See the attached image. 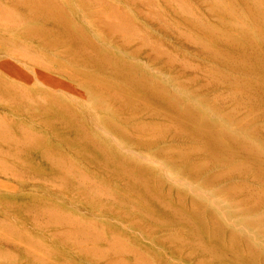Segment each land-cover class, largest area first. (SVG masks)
Returning <instances> with one entry per match:
<instances>
[{"label":"rangeland","instance_id":"rangeland-1","mask_svg":"<svg viewBox=\"0 0 264 264\" xmlns=\"http://www.w3.org/2000/svg\"><path fill=\"white\" fill-rule=\"evenodd\" d=\"M53 1L61 3L67 14L105 51L115 55L114 58L134 64L157 80L166 98L179 106L197 108L212 123L231 128L230 131L239 137L248 130L264 155V133L255 130L259 125L253 120L259 119L254 107L225 83L241 72L231 69L230 62L223 58L224 65L214 68L220 80L207 74L205 70L211 66L208 56L185 38L192 30L187 25L191 16L184 12L216 22L206 0H181L185 6H182L183 12L174 0H166L167 7L164 0H152V4L147 0ZM228 1L241 11L244 9L240 0ZM107 3L123 12L128 27L137 34L135 37L109 35L97 25L96 11L100 10L104 16L111 12ZM0 8L11 14L27 15L36 7L34 0H0ZM176 12L181 13L180 17ZM148 13L151 16H147ZM243 18L255 31L254 36H258L257 28L248 18ZM2 20L0 60H14L5 48L6 39H13L67 63L36 40L23 36L20 28L3 26ZM158 52L157 60L153 57ZM233 52L237 53L236 50ZM169 60L173 72L169 70ZM74 67L116 83L110 74L91 67ZM0 76L26 87L21 80L1 69ZM80 92V95L60 92L59 100L71 106L77 116L75 123L82 125L85 139H93L104 147L111 159L118 160L117 165L101 167L93 163L91 155L97 163L101 156L93 154L99 151L92 143L87 141L81 146L76 141L74 144L66 142L64 131L55 134L37 119L40 116H33L37 108L19 98L6 97L0 88V174L3 169L21 173L24 164L38 166L42 163L56 181L49 188L32 191L15 179L12 189L0 186V264H23L21 262L25 261L32 264H50L52 261L57 264H102L99 254L86 257L78 252L81 245L88 249L106 248L99 245V241H80V245L75 238L53 237L51 230L34 229L24 222L23 218L29 217L21 213L20 200L30 198V195L39 196L43 200L41 203L50 209L49 221L55 233L64 229L59 227L53 211L87 223L95 234L117 240L127 246V250H137L152 264H264L263 257L257 253L264 249L260 246L264 244L261 164L250 162L245 153L226 148L217 150V157L212 156L203 142L194 139L196 136L173 124V115L169 118L164 111V115H153L155 106L135 108L137 118L128 122L124 117L132 110L112 91L100 92L84 86ZM170 113L173 114V110ZM233 116L254 118L251 126H244ZM152 120L156 122L151 123ZM137 124L144 125L143 130L136 129ZM150 125L153 128H149ZM261 126H264V120ZM30 133L35 139L27 136ZM218 133L219 130V136ZM72 136H75L74 132ZM244 136L238 137L237 143H244ZM4 137L13 140L5 141ZM41 151H46L50 159L41 160ZM145 182L157 192L156 198L148 195ZM159 199L178 208L187 222L161 209ZM192 205L201 209L204 230L195 225L198 223L196 214L187 211ZM130 257L133 256L125 255L131 262Z\"/></svg>","mask_w":264,"mask_h":264},{"label":"bare ground","instance_id":"bare-ground-1","mask_svg":"<svg viewBox=\"0 0 264 264\" xmlns=\"http://www.w3.org/2000/svg\"><path fill=\"white\" fill-rule=\"evenodd\" d=\"M174 1L177 2L182 11L183 2L181 0ZM206 1L209 9L214 12L216 22L205 21L201 17H195L189 12H184L185 15L191 16L187 25L192 30L191 33L185 34V38L208 56L211 66L205 70L207 74L220 80L219 73L214 68L223 66L224 60L230 62L231 69L241 72L233 78L225 80V83L228 84L227 87L240 93L243 99L254 107L259 120L252 116L238 118L233 116V118L244 126H251V120L254 118L253 122L259 125V128H255V130L262 134L264 133V126H261L262 120H264V0H240L244 8L242 11L232 6L228 0ZM34 2L35 7L39 10L35 8L31 14L26 15L24 13L25 16L23 14H11L0 8V19L3 18L2 25L6 27L13 25L20 28L19 31L23 36L36 40L40 46L55 52L67 63L62 62L55 55L46 54L40 50H32L28 45L20 44L13 39H6L5 48L12 54L14 60H0V69L26 84V87L19 86L0 76V84H3V87L0 85V88H3V92L7 94H4L6 97L19 98L30 107L37 108L33 116H40L41 118L37 117V119L49 126L55 134H62L64 131L66 142L74 144L76 141L81 146L87 141L92 143L99 151L93 154L101 156V161L97 163L92 155L90 156L93 158L91 161L101 167H107L111 164L117 165L118 160L111 159L104 147L94 142L93 139H85L82 125L75 123L77 116L72 112L71 106H68L64 100H59L61 93L80 95L81 88L84 86L91 90L98 89L100 92L112 91L117 99L126 102L128 108L132 110L129 116L124 117L128 122L137 118L135 108L155 106L153 115H164L163 111L169 118L173 115V124L196 136L194 139L203 142L212 156L217 157L215 153L222 148L245 153L250 162L261 164L260 173L264 177V155L256 145L257 140L253 139L251 132L247 130L246 134L242 133L239 137L238 134L230 131L231 128L219 127L212 123L207 115L198 111L197 108L189 109L187 105L179 106L166 98L159 88L157 80L151 79L143 69L138 70L134 64L116 59L111 52L105 51L101 44L95 42L88 32L86 33L67 14L61 3L53 0H34ZM147 2L153 3L152 0H147ZM163 4L167 7L168 3L164 0ZM107 6L111 11L107 16H104L100 10L95 12L97 25L109 35L120 34L124 37H135L137 34L128 27L123 12L118 11L111 4L107 3ZM176 13L180 17L181 13ZM242 15L257 28L258 36H254L255 31L251 30L250 24L245 21ZM147 16H151V14L148 13ZM183 21L186 23V20ZM122 44L127 45L126 42ZM136 50L139 52L138 49ZM233 50H236L237 53H234ZM149 57L151 58V56ZM159 57L158 52L153 58L158 60ZM223 58L224 60H222ZM170 62L172 61H168L169 70L173 72L170 69L172 66ZM75 65L91 67L103 74H110L116 83L106 82L103 78L90 75L86 73L84 68L79 70L74 67ZM172 110L173 114L170 113ZM150 122L154 123L156 120ZM143 128L144 125H136V129L143 130ZM149 128H153V126L150 125ZM217 130H219V136ZM72 132L75 136H72ZM221 134H225V136ZM27 136L35 137L31 133ZM243 136L244 143H237L239 138ZM4 139L5 141L13 140V138L9 140L6 137ZM4 153L9 155L7 151ZM18 159H20L19 156ZM40 159L46 160L50 157L46 151H41ZM0 177H3V179L0 178V186H7L10 189L14 187L12 183L14 179L27 187L29 191L49 188L56 184V181L52 179V172L42 163H39L38 166L24 164L21 173L3 169V174H0ZM261 181L263 183L261 192L264 194V178H261ZM86 182L95 185V182L89 179H86ZM145 187L148 195L157 197V192L149 187V183L145 182ZM20 190L24 191V189ZM20 201L22 203L21 213L29 217L23 218L24 222L32 228L49 229L51 230L50 235L53 237H63L66 240L68 237L75 238L78 244L80 241L82 243L99 241V245L106 247L95 246L88 249L80 244L82 249H79L78 252L83 256L91 257L92 254H99L102 256L100 258L102 264H152L137 250H127V246L121 242L95 234L94 229L87 223L73 216H63L52 210L57 215L59 227L64 229L55 233L51 228L52 223L49 221L50 209L41 203L43 200L39 196L30 195V198H21ZM159 202L161 209L167 210L174 217H181L184 222H187L186 216L178 208L170 205L165 199H159ZM179 208L181 209V207ZM199 208V206L192 205L190 210H186L196 214L195 220L198 223L195 225L204 230L205 222L200 217L201 209L199 210ZM214 223L221 227L219 222L215 221ZM3 225L8 228L5 222ZM21 236L25 237V234L21 233ZM260 246L264 248V244H260ZM261 250L262 253L259 250L257 253L264 259V249ZM109 255L112 256L109 257ZM125 255L133 256L130 257L131 262L125 258ZM21 263L32 264L30 261ZM50 264L57 263L52 261Z\"/></svg>","mask_w":264,"mask_h":264}]
</instances>
